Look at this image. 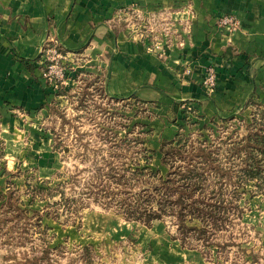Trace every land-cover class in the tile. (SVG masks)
Returning a JSON list of instances; mask_svg holds the SVG:
<instances>
[{
  "label": "crops",
  "instance_id": "obj_1",
  "mask_svg": "<svg viewBox=\"0 0 264 264\" xmlns=\"http://www.w3.org/2000/svg\"><path fill=\"white\" fill-rule=\"evenodd\" d=\"M135 8L160 13L165 30L147 26L137 36L125 19ZM226 14L240 21L231 37L217 27ZM48 42L77 53L81 64L58 92L43 78ZM209 67L215 90L204 84ZM86 76L107 97L148 108L153 131L145 143L157 154L188 121L209 126L252 117L264 110V0H0V187L17 182V173L38 184L64 168L57 108ZM251 207L264 235V193ZM131 226L103 220L101 228L113 244L131 237ZM138 232L143 259L129 264H207L200 251L175 245L160 223Z\"/></svg>",
  "mask_w": 264,
  "mask_h": 264
},
{
  "label": "rangeland",
  "instance_id": "obj_2",
  "mask_svg": "<svg viewBox=\"0 0 264 264\" xmlns=\"http://www.w3.org/2000/svg\"><path fill=\"white\" fill-rule=\"evenodd\" d=\"M151 26L165 30L158 20ZM84 78L88 80L78 78L76 89L57 108L56 138L60 152L66 154L64 168L53 179L38 184L17 173V182L9 178L0 187L4 190L0 192V264H129L143 259V252L137 250L138 231L158 223L175 245L200 251L207 264H264V235L257 230L251 213L254 198L264 192L255 182L238 183L233 169L222 182V190L219 175L214 173L208 176L206 189L193 197L217 205L223 199L220 207L227 210L221 211L218 221L181 222L176 211L182 209L170 207L167 196L161 197L167 207L164 219L153 223L145 222V218L126 219L130 207L140 212L151 208L146 200L154 192L149 188L154 180L149 172L142 178L132 174L146 165L145 157L152 160L150 169L166 180L179 179L171 172L184 173L189 161L177 158L170 167L163 165L161 148L175 138L163 140L159 154H149L145 142L153 128L148 108L113 100L94 78ZM261 111L209 126L188 121L189 129L180 134L189 138L188 146L201 143L220 148L218 159L228 164L224 156L231 146L228 143L246 137L249 125ZM167 145L165 149H169ZM117 178H122L121 182ZM162 192L167 191L163 188ZM176 193H171L175 199ZM137 196H141L138 203ZM103 220L129 222L136 230L131 237L111 244L102 231Z\"/></svg>",
  "mask_w": 264,
  "mask_h": 264
},
{
  "label": "trees",
  "instance_id": "obj_3",
  "mask_svg": "<svg viewBox=\"0 0 264 264\" xmlns=\"http://www.w3.org/2000/svg\"><path fill=\"white\" fill-rule=\"evenodd\" d=\"M248 130L249 132L246 137L239 141L229 139L230 141L232 140L228 143L231 146L224 153L225 159L229 160V165L222 163V160L218 159L221 151L220 148L203 146L200 142L199 146H188L189 138L185 135L180 134L172 142L165 143L161 148V153L164 156L163 165L169 164L170 167V162H175L177 158L189 161L187 170L184 173L181 174V170L171 172L170 175L175 178L179 176V179L172 180L170 177H167L168 180H166L158 171L150 169L151 158L145 157L146 165L143 168H137L132 174L134 178H142L145 176V172H149V176L154 180L149 187L154 192L146 200L151 208L145 210V212H140L139 208L133 210L132 208L134 207H130L127 213H125L126 219L135 221L145 218V222L147 223L164 219L167 207L161 197L167 196L171 202L170 207L177 208L179 206L182 209L180 213L176 211L177 215L179 214L178 218L181 222L187 220L193 221L195 219L202 222L208 219L207 222L211 220L218 221L221 211L227 210L220 207L224 203L223 199H220V204L217 205L193 200V197L197 191L206 189L207 182L209 181L208 176L214 173L217 176L219 175L217 180L221 182L219 190H222V182L229 176L232 169L238 174V183L242 181L255 182L258 190L264 192V111L260 112L259 117L255 116ZM166 144H168L169 149H165ZM148 153L153 154L152 151H148ZM155 153L157 152L154 151ZM237 167L238 169H236ZM121 180L122 178L116 179L117 182H121ZM176 183H179L180 186L174 187ZM170 184L173 187H170ZM163 188L167 191L166 193L162 192ZM171 193L177 194L176 199L171 196ZM140 197L137 196V203L141 201ZM171 198L173 199L172 201ZM218 198L221 197H216V200ZM210 218L212 219L210 220ZM205 228L207 229L206 226Z\"/></svg>",
  "mask_w": 264,
  "mask_h": 264
},
{
  "label": "built area",
  "instance_id": "obj_4",
  "mask_svg": "<svg viewBox=\"0 0 264 264\" xmlns=\"http://www.w3.org/2000/svg\"><path fill=\"white\" fill-rule=\"evenodd\" d=\"M126 26L137 36H142L147 26L153 25V22L159 21L161 23V14L153 13L146 14L139 9H131L125 12ZM130 15V16H128ZM217 27L225 32L228 37L233 36L240 28V21L234 14H226L218 18ZM44 61L43 78L55 89L61 91L67 86L69 81V74L76 71L79 67L80 60L77 53L66 54L56 43L48 42L42 49ZM73 65V67H72ZM81 65V64H80ZM205 86L210 90H215L217 85V74L214 67H209L207 75L204 80ZM188 111V116L194 115L192 106H185Z\"/></svg>",
  "mask_w": 264,
  "mask_h": 264
}]
</instances>
